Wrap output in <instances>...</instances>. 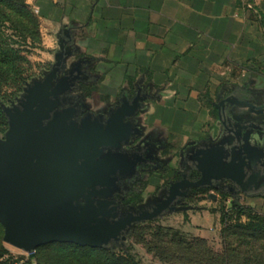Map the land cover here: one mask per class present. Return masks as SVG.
I'll return each mask as SVG.
<instances>
[{
    "label": "crops",
    "instance_id": "0c3cea01",
    "mask_svg": "<svg viewBox=\"0 0 264 264\" xmlns=\"http://www.w3.org/2000/svg\"><path fill=\"white\" fill-rule=\"evenodd\" d=\"M27 2L56 51L70 31L69 49L92 63L98 96L114 100L138 83L149 90L141 126L170 167L155 177L159 185L186 147L222 133L217 100L263 107L229 109L264 126V0ZM243 196L244 206L264 215V194Z\"/></svg>",
    "mask_w": 264,
    "mask_h": 264
},
{
    "label": "water",
    "instance_id": "95a60500",
    "mask_svg": "<svg viewBox=\"0 0 264 264\" xmlns=\"http://www.w3.org/2000/svg\"><path fill=\"white\" fill-rule=\"evenodd\" d=\"M65 32L68 39L60 40L52 70L43 79L27 85L18 106L3 107L9 126L0 136L3 241L28 254L31 260L38 248L53 243L106 249H115L118 244L123 248L136 224L154 220L161 214V209L142 216L140 211L129 210L127 216L119 218L108 213L113 203H95L85 197L86 188L93 184L99 171L70 132L56 124L43 128V121L57 106L59 97L75 86L72 67L56 79L60 70L68 68L66 57L71 56L72 38L68 29ZM232 105L263 108L238 98L233 99ZM221 114L230 124L227 127L224 121L225 131L216 139L184 149L198 148L193 161L201 179L191 187L199 188L211 178L229 183L228 186L248 185L256 177L264 180V126L249 119H237L240 115L237 108L228 112L223 108ZM186 196L187 193L181 195ZM171 202L169 198L161 208Z\"/></svg>",
    "mask_w": 264,
    "mask_h": 264
},
{
    "label": "flooded vegetation",
    "instance_id": "af4514ba",
    "mask_svg": "<svg viewBox=\"0 0 264 264\" xmlns=\"http://www.w3.org/2000/svg\"><path fill=\"white\" fill-rule=\"evenodd\" d=\"M65 33L63 38L68 39V33ZM59 51L54 52V63L48 72L52 70ZM70 53L71 56L66 57L68 68L60 70L56 79L72 67L71 77L76 79L75 86L59 97L57 106L43 121V128L56 124V127L70 132L75 137L77 146L86 150L94 168L99 171L93 184L86 188L85 197L95 203H113L108 207V213L119 218L127 216L129 210L132 213L140 211L142 216L151 214L156 209H161L158 217L161 218L169 213L187 210L188 207L183 202L194 198L193 191L208 189V198L212 201L217 200L212 192L227 194L233 199H238L241 194H264V180L260 177H256L248 185L239 183L238 186H228L229 183L223 184L211 178L199 188L191 187L193 182L201 179L193 161L198 148L182 152L179 166L171 167L175 172L172 178L162 185L156 183L155 177L159 173L165 174L170 167L161 161L159 145L150 137H144L140 117L149 110V106L145 104L151 97L149 90L138 83L134 89L122 91L114 100L98 96L92 63L76 58L71 50ZM232 103L233 99L229 97L217 100L214 104L219 112L223 131L227 118L221 111L225 108L228 112ZM14 106H18V102L10 105ZM226 123L229 127V121L226 120ZM181 182L182 186H174ZM183 193H187L186 198L181 197ZM169 198L171 204L162 209L163 202ZM81 201H84V197ZM113 208L116 210H112Z\"/></svg>",
    "mask_w": 264,
    "mask_h": 264
},
{
    "label": "rangeland",
    "instance_id": "374dc122",
    "mask_svg": "<svg viewBox=\"0 0 264 264\" xmlns=\"http://www.w3.org/2000/svg\"><path fill=\"white\" fill-rule=\"evenodd\" d=\"M29 7L38 19V29L31 26L24 32L22 29L17 31L15 28L19 26L13 22L0 24L1 37L12 49L19 51L13 58L14 68L6 66L5 76L0 77V136L9 128L3 107L18 102L27 85L43 79L54 63L57 46L51 41L49 30L41 27L32 6ZM179 160L178 154L176 167ZM212 193L216 195V201L208 198V189L193 191L194 198L183 202L188 207L184 212L169 213L135 225L125 242L128 256L138 264H264V235L234 227L245 225L248 218L242 217L236 222L231 211L234 199L227 194ZM240 198L241 204L245 205L243 194ZM223 214L232 217L227 231L221 223ZM2 229L4 237L3 226ZM2 243L15 263L24 260L32 264H77L84 253L71 244L53 243L37 249L35 259L31 260L28 254L5 244L3 239ZM114 251L116 255L124 256L120 246Z\"/></svg>",
    "mask_w": 264,
    "mask_h": 264
},
{
    "label": "trees",
    "instance_id": "16d2710c",
    "mask_svg": "<svg viewBox=\"0 0 264 264\" xmlns=\"http://www.w3.org/2000/svg\"><path fill=\"white\" fill-rule=\"evenodd\" d=\"M3 22H13L17 26L15 29L20 31L21 29L24 32H28L31 26H34L38 29L39 22L36 19L29 5L26 4L25 0H0V24ZM0 77L5 76L6 70L5 67L12 66L13 58H16V55L19 54V51H16L11 48V45L7 43L6 40L1 37L0 33ZM2 78V77H1ZM232 214L236 217V222H239L242 217L248 218V223L245 225H236L234 227H240L242 229L249 230L251 234L255 235H264V215L258 214L252 208L242 205L239 201H233L232 204ZM232 217L227 216L226 214L222 215L221 223L224 225V230L227 231L231 226L230 221ZM240 224V223H239ZM3 239V229L0 225V264H15L13 261L12 255L6 249L2 243ZM84 253H82V260L77 264H138L134 259L128 256L127 250L123 247L122 251L124 256H118L115 254L114 249L106 248H89V247H80L77 245L71 244ZM42 246L40 248H43ZM38 248V249H40ZM37 252V250H36ZM22 264H32L28 261L21 260ZM74 264V263H71Z\"/></svg>",
    "mask_w": 264,
    "mask_h": 264
},
{
    "label": "built area",
    "instance_id": "2783aa9c",
    "mask_svg": "<svg viewBox=\"0 0 264 264\" xmlns=\"http://www.w3.org/2000/svg\"><path fill=\"white\" fill-rule=\"evenodd\" d=\"M34 12H35V14H38V10L36 8L34 9ZM15 264H22V262L15 263Z\"/></svg>",
    "mask_w": 264,
    "mask_h": 264
}]
</instances>
